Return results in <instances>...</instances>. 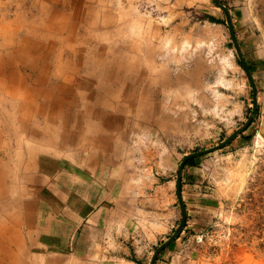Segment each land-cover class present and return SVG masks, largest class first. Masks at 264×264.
I'll use <instances>...</instances> for the list:
<instances>
[{
    "label": "rangeland",
    "instance_id": "rangeland-1",
    "mask_svg": "<svg viewBox=\"0 0 264 264\" xmlns=\"http://www.w3.org/2000/svg\"><path fill=\"white\" fill-rule=\"evenodd\" d=\"M220 1L259 110L156 264H264V0ZM253 103L214 0H0V264H151Z\"/></svg>",
    "mask_w": 264,
    "mask_h": 264
},
{
    "label": "water",
    "instance_id": "water-1",
    "mask_svg": "<svg viewBox=\"0 0 264 264\" xmlns=\"http://www.w3.org/2000/svg\"><path fill=\"white\" fill-rule=\"evenodd\" d=\"M214 3L216 5V7H218L226 16L232 42L235 46V49L237 51L240 62H241L242 66H243V68L247 74V77H248V79L252 85L253 94H254L253 110H252L251 115L249 116L248 121L240 129H238L232 136H230L227 140H225L223 143H221L220 145H218L214 148L199 151V152L187 155L184 158V160L182 161V163L180 165V169H179V175L177 178V194H178V197L180 200V206L182 208L183 218H182L180 226L177 228L175 233L156 250V252L152 258L151 264H156V261H157L159 255L164 250L170 248L180 238V236L182 235V233L184 232V230L186 228L188 214H187L186 206H185V203H184L183 197H182V173H183L186 165L188 164V162L192 159H196V158L206 156L208 154L217 152V151L229 146L234 140H236L238 137L243 135L250 128V126L254 122V119L256 118V116L258 114V110H259L257 86L255 83L254 76H253L252 70L250 68V65L248 64V62L245 58L244 52L242 50V46H241V43L239 41L235 26H234V20H233L231 11L227 6L223 5L220 0H214Z\"/></svg>",
    "mask_w": 264,
    "mask_h": 264
},
{
    "label": "crops",
    "instance_id": "crops-1",
    "mask_svg": "<svg viewBox=\"0 0 264 264\" xmlns=\"http://www.w3.org/2000/svg\"><path fill=\"white\" fill-rule=\"evenodd\" d=\"M59 25H60V27L62 26V21H59ZM59 27V30L60 31H62L63 30V28L64 27H62V28H60ZM47 174H46V176L47 175H49V173L48 172H46ZM74 176H76L75 174H74ZM79 181H80V179H78ZM63 193H60V195H62ZM53 195L55 196V198H61L60 196H59V194H56L55 192H53ZM65 196H66V194H64ZM70 195V194H69ZM67 197V196H66ZM114 198V194H110L109 192H107V199L108 200H111V199H113ZM61 203H63V202H61ZM59 204V203H58ZM56 209V207H48V209H49V211L50 210H52V209ZM110 206L109 205H107V208L105 209L108 213H110ZM62 209V211H60ZM73 208H67V205L66 204H64V206H62V208H59L58 209V211H60V214H62V213H64L65 215L66 214H68V213H72L71 212V210H72ZM101 211H103V209L101 208L100 209ZM97 211H99V210H97V209H95V210H93V209H90L88 212H86L85 213V217H87V216H89V217H91V220H93V219H95V217L96 216H99L100 215V213L101 212H97ZM77 218H79L78 220H80L81 221V224H82V222L84 223V220H85V218L83 217V213H82V211H81V209H80V211H78L77 209H75L74 210V213H73ZM6 230H10V228L9 227H7L6 228ZM10 237L12 238L13 236L12 235H10ZM1 245H3V242H1ZM92 248H93V246H92ZM93 250V249H92ZM94 252H95V250H94ZM94 252L92 253V254H90V255H87V256H85L84 258H83V256L80 254H78V255H75V256H73V258L75 259V260H77L78 262H80L81 264H98L97 262H98V260H97V254H96V252H95V254H94ZM11 254L12 255H14L13 254V252H11ZM77 254V253H76ZM0 257L3 259V258H5V257H3L2 255H3V252H0ZM7 256H9V253H8V255ZM101 258H102V256L103 255H99ZM1 259V260H2ZM11 259V258H10ZM66 260H67V258H65L64 259V262L63 263H65L66 262ZM12 261H13V259H12ZM99 264H102V263H99Z\"/></svg>",
    "mask_w": 264,
    "mask_h": 264
},
{
    "label": "trees",
    "instance_id": "trees-1",
    "mask_svg": "<svg viewBox=\"0 0 264 264\" xmlns=\"http://www.w3.org/2000/svg\"><path fill=\"white\" fill-rule=\"evenodd\" d=\"M251 70H252V68H251ZM195 161H196V159H192V160H190V161L188 162L187 166L192 165ZM173 246H174V244H173L171 247H173Z\"/></svg>",
    "mask_w": 264,
    "mask_h": 264
},
{
    "label": "bare ground",
    "instance_id": "bare-ground-1",
    "mask_svg": "<svg viewBox=\"0 0 264 264\" xmlns=\"http://www.w3.org/2000/svg\"><path fill=\"white\" fill-rule=\"evenodd\" d=\"M23 49V48H22ZM18 51H20V50H18ZM24 54V53H23ZM15 56V55H14ZM2 246H4V247H2ZM2 248H4L5 250H7L6 249V246H5V244H4V242H3V245H1V243H0V250L2 249Z\"/></svg>",
    "mask_w": 264,
    "mask_h": 264
}]
</instances>
